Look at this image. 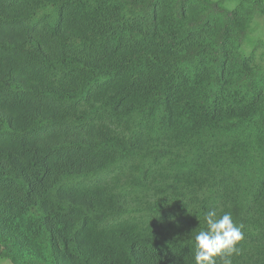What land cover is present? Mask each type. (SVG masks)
Masks as SVG:
<instances>
[{"label":"trees","instance_id":"1","mask_svg":"<svg viewBox=\"0 0 264 264\" xmlns=\"http://www.w3.org/2000/svg\"><path fill=\"white\" fill-rule=\"evenodd\" d=\"M258 17L264 0H0V259L195 264L215 208L242 225L232 264H264Z\"/></svg>","mask_w":264,"mask_h":264},{"label":"clouds","instance_id":"2","mask_svg":"<svg viewBox=\"0 0 264 264\" xmlns=\"http://www.w3.org/2000/svg\"><path fill=\"white\" fill-rule=\"evenodd\" d=\"M202 219L190 240L195 264H232L244 239L242 225L236 224L230 213L215 208L203 212Z\"/></svg>","mask_w":264,"mask_h":264},{"label":"rangeland","instance_id":"3","mask_svg":"<svg viewBox=\"0 0 264 264\" xmlns=\"http://www.w3.org/2000/svg\"><path fill=\"white\" fill-rule=\"evenodd\" d=\"M236 5V1H228L227 2V6L232 8ZM256 25H257V35H254L253 38L250 41H247L246 45L244 46V50H250V48H252L253 45V40L264 36V19L261 17H258L256 19ZM264 38V37H263ZM0 264H12L10 261L8 260H1L0 259Z\"/></svg>","mask_w":264,"mask_h":264}]
</instances>
